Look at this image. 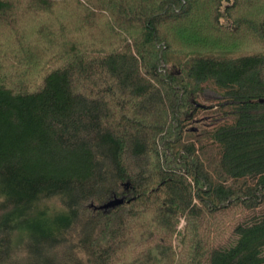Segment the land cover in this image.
<instances>
[{
    "label": "trees",
    "instance_id": "16d2710c",
    "mask_svg": "<svg viewBox=\"0 0 264 264\" xmlns=\"http://www.w3.org/2000/svg\"><path fill=\"white\" fill-rule=\"evenodd\" d=\"M0 264H264V0H0Z\"/></svg>",
    "mask_w": 264,
    "mask_h": 264
},
{
    "label": "water",
    "instance_id": "95a60500",
    "mask_svg": "<svg viewBox=\"0 0 264 264\" xmlns=\"http://www.w3.org/2000/svg\"><path fill=\"white\" fill-rule=\"evenodd\" d=\"M124 200V196H118V195H112L108 200H106L103 203L100 204H93L91 203L90 206L94 209V210H101L102 212H106L111 208H114L120 204L123 203Z\"/></svg>",
    "mask_w": 264,
    "mask_h": 264
},
{
    "label": "rangeland",
    "instance_id": "374dc122",
    "mask_svg": "<svg viewBox=\"0 0 264 264\" xmlns=\"http://www.w3.org/2000/svg\"><path fill=\"white\" fill-rule=\"evenodd\" d=\"M210 94L214 95V93H210ZM183 228H184V219H183L182 217H180V219H179V223H178V225H177L178 236L175 237V238H173V240H172V244H173L174 246H177V245H178L179 235H180V233L183 231Z\"/></svg>",
    "mask_w": 264,
    "mask_h": 264
}]
</instances>
